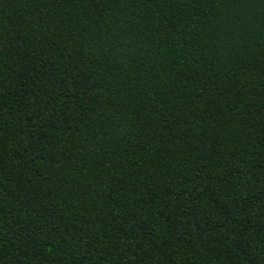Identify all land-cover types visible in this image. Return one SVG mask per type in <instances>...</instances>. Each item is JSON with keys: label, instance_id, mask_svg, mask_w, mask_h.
Returning <instances> with one entry per match:
<instances>
[{"label": "trees", "instance_id": "16d2710c", "mask_svg": "<svg viewBox=\"0 0 264 264\" xmlns=\"http://www.w3.org/2000/svg\"><path fill=\"white\" fill-rule=\"evenodd\" d=\"M0 264H264V0H0Z\"/></svg>", "mask_w": 264, "mask_h": 264}]
</instances>
